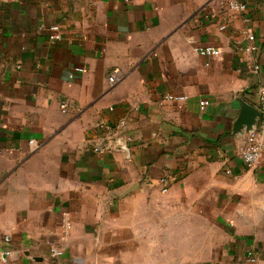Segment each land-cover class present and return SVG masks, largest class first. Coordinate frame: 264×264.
<instances>
[{
  "label": "crops",
  "instance_id": "crops-1",
  "mask_svg": "<svg viewBox=\"0 0 264 264\" xmlns=\"http://www.w3.org/2000/svg\"><path fill=\"white\" fill-rule=\"evenodd\" d=\"M261 85L264 0H0V264H264Z\"/></svg>",
  "mask_w": 264,
  "mask_h": 264
},
{
  "label": "built area",
  "instance_id": "built-area-1",
  "mask_svg": "<svg viewBox=\"0 0 264 264\" xmlns=\"http://www.w3.org/2000/svg\"><path fill=\"white\" fill-rule=\"evenodd\" d=\"M228 8L230 10H235V11H244L245 10V5L237 3V2H229L228 3ZM221 30L225 29V26L220 27ZM50 31L53 33L52 38L55 40L60 39V34H59V29L57 26H52L50 27ZM247 45L245 46V50L248 52L255 51L256 47L254 45L255 41V36L252 33H247ZM197 52L199 53L200 56L202 57H217L220 54V51L218 49H215L213 47H204V48H198ZM257 69V67H254V70ZM77 72L83 71L82 68H75L74 69ZM72 76L69 75V78ZM116 81V72H113L112 75L108 78L109 84L112 86ZM257 99H258V104H259V113L260 117L257 121V124L254 128L253 131H250L247 134L246 137V147L243 150L241 154V161L243 163V166L246 169H252L254 168L260 161L262 154L264 153V85H261L260 87L257 88L256 91ZM167 100H174L175 98L172 96H167ZM209 102L207 100H202L199 103L200 110L203 111L207 106ZM63 111H66L67 105L62 104L61 106ZM101 129L107 130L108 134L106 136L109 137L110 130L107 127L100 126ZM104 137V143L99 147H94V150L99 153H104L107 152L111 144L108 142V137ZM130 140V138H127ZM118 142V141H117ZM35 142L31 141V144L34 145ZM121 144V142H120ZM160 183L162 184V191L166 192L167 191V179L165 177L160 179ZM70 226L67 223L65 225V233L69 230ZM4 242L5 243H10V238L9 237H4ZM12 255V250L8 247H5L0 250V262H6ZM63 255V252L58 249H51V256L52 257H61ZM250 262H254L255 259L253 256H250L249 258Z\"/></svg>",
  "mask_w": 264,
  "mask_h": 264
},
{
  "label": "water",
  "instance_id": "water-1",
  "mask_svg": "<svg viewBox=\"0 0 264 264\" xmlns=\"http://www.w3.org/2000/svg\"><path fill=\"white\" fill-rule=\"evenodd\" d=\"M259 117L260 113L258 110L249 106L248 104L242 103L235 127L242 128L245 126L248 132L253 131Z\"/></svg>",
  "mask_w": 264,
  "mask_h": 264
}]
</instances>
